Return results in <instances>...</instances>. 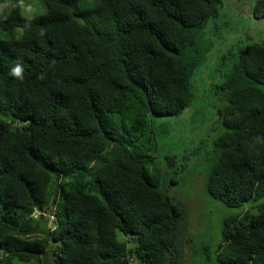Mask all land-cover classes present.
<instances>
[{
  "label": "trees",
  "instance_id": "trees-1",
  "mask_svg": "<svg viewBox=\"0 0 264 264\" xmlns=\"http://www.w3.org/2000/svg\"><path fill=\"white\" fill-rule=\"evenodd\" d=\"M17 1L0 9V264H185L187 206L161 189L151 118L190 104L223 0H41L33 19ZM263 43L216 86L204 186L228 208L264 197ZM252 209L222 221L216 264H264Z\"/></svg>",
  "mask_w": 264,
  "mask_h": 264
},
{
  "label": "rangeland",
  "instance_id": "rangeland-1",
  "mask_svg": "<svg viewBox=\"0 0 264 264\" xmlns=\"http://www.w3.org/2000/svg\"><path fill=\"white\" fill-rule=\"evenodd\" d=\"M14 1L5 0L0 9L8 10ZM255 1L223 0L220 17L209 21L204 29V39L212 49L205 64L196 69L190 79V104L179 116L151 118L158 148L157 166L162 174L161 189L168 197L187 206L188 227L182 228L178 239L184 246L185 264H216L222 221L254 208L246 215L248 218L256 214L257 206L264 204L262 197L239 208H228L210 198L204 186L213 142L222 131L217 122L220 102L216 86L229 73L240 49L252 41H264V19H250L248 13ZM17 4L26 19L44 12L41 0H18ZM244 33L248 34L246 41ZM166 156H174V163H168ZM56 208L62 210L59 203Z\"/></svg>",
  "mask_w": 264,
  "mask_h": 264
},
{
  "label": "clouds",
  "instance_id": "clouds-1",
  "mask_svg": "<svg viewBox=\"0 0 264 264\" xmlns=\"http://www.w3.org/2000/svg\"><path fill=\"white\" fill-rule=\"evenodd\" d=\"M263 44H264V43H263ZM20 72H21V69H20L19 66L14 67V68L12 69V74H13V75L19 76ZM50 214H51V213H50ZM50 214L48 213V216H49V217H50ZM51 219L54 220L53 217H51ZM52 226H53V225H51V229H54L55 227L52 228ZM54 226H55V225H54Z\"/></svg>",
  "mask_w": 264,
  "mask_h": 264
},
{
  "label": "water",
  "instance_id": "water-1",
  "mask_svg": "<svg viewBox=\"0 0 264 264\" xmlns=\"http://www.w3.org/2000/svg\"><path fill=\"white\" fill-rule=\"evenodd\" d=\"M20 4H21V2H19ZM263 46H264V44H263ZM15 124V119H13V121H12V125H14ZM9 127V126H8ZM50 214V213H49ZM55 226L53 225L52 226V228H54Z\"/></svg>",
  "mask_w": 264,
  "mask_h": 264
}]
</instances>
